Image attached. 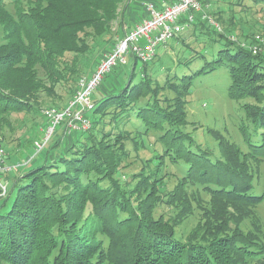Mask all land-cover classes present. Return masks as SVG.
I'll return each mask as SVG.
<instances>
[{"label":"trees","instance_id":"16d2710c","mask_svg":"<svg viewBox=\"0 0 264 264\" xmlns=\"http://www.w3.org/2000/svg\"><path fill=\"white\" fill-rule=\"evenodd\" d=\"M129 1L0 0V135L13 128L14 116L38 113L48 102L65 106L98 54L115 44L113 22ZM228 3L215 14L224 31L197 13L174 37V59L156 68L159 52L148 62L133 56L126 80L94 94L89 129H59L38 155L31 152L28 165L0 179L8 182L0 194V264H264L257 212L264 201L257 181L264 164V53L228 37L237 33L235 12L264 0ZM207 51H215L213 60L186 72ZM222 64L229 96L244 100L240 131L248 148L208 128L219 139L215 155L186 128L187 97L194 78ZM38 125L42 133L44 116ZM36 130L31 135L40 137ZM129 160L140 164L124 179ZM167 168L178 171L173 187ZM196 210L191 232L178 233L176 225Z\"/></svg>","mask_w":264,"mask_h":264},{"label":"rangeland","instance_id":"374dc122","mask_svg":"<svg viewBox=\"0 0 264 264\" xmlns=\"http://www.w3.org/2000/svg\"><path fill=\"white\" fill-rule=\"evenodd\" d=\"M21 1H23L24 6H28L31 0ZM9 6L10 9L13 10L14 5L10 3ZM220 6H227L228 8L232 7L228 3V0H215L213 3H211L208 12L215 15ZM252 9V11H249L246 14L235 12V20L238 22L236 24L237 33H230L228 37L229 39H235L234 41H237L241 45L250 48L254 53L261 52L263 54L264 40L261 41V39H258L257 35H260L264 38V5L262 4L259 6H252ZM225 16L227 17L228 15ZM119 20H121V18L113 22V29L117 31V33L122 28V25L121 27L118 26ZM126 25L128 24H123V30H125ZM222 31L224 30L222 29ZM199 32L200 31L198 30L195 33ZM187 33L188 34H186V36L191 35L192 30ZM117 36L119 37L120 35H116V38ZM201 37L206 38L207 36L202 35ZM173 41L174 38L171 39L166 45H161L159 47V55H157V60L155 61L156 68H159L165 63H169L177 56L178 53L177 50L174 49L175 43ZM180 46H182V43ZM100 56L101 53L100 55L98 54L96 61H99ZM214 56L215 51H207L206 59L198 58L190 68L186 67V72L191 73L192 71L200 68L207 60H213ZM133 60V56L128 54L127 63L115 65L113 69L106 75L98 89L105 86L109 82H112L118 77L126 80L129 76V73L131 72ZM140 67L141 62L139 61L136 67L137 79L140 76ZM178 69L183 68L178 67ZM91 71L92 69H90V71H86V73L88 74ZM229 84L230 76L228 73V67L225 64H222L219 65L214 71L203 73L200 76L194 78L190 94L187 97L188 119L191 123L188 124L186 128L192 132L195 139L199 143H201L204 147L209 148L215 155H221L219 139L211 131L209 132L208 128L219 129L227 138L233 142H236L243 150H247L248 148L247 142L240 131V124L244 118V111L242 108L244 100H237L229 96ZM98 89L94 91V94H96ZM48 103L44 104L38 113H26L20 114L19 116H14L12 125L13 128L6 129L4 132L5 136L2 134L0 135V139H2L0 149H4L7 153L5 158L7 164H14L18 162V160L24 158L27 159V157H30V155L34 152L33 142H30V138H32V141H34V139H36L38 136L33 137L31 132L32 130L37 129L35 134L40 133V135H42L40 128L42 125H38V123L42 121V109L46 106H55L52 105V103ZM130 161L131 160L126 161L128 168L126 167V169L121 172L123 175L122 178L124 179H127L125 171L134 169L140 164L137 161L130 164L128 163ZM165 171L167 178L169 179V186L173 187L179 176L178 171L175 170L176 173H173L174 170L170 169L169 171L168 168ZM10 176H13V174L9 175V173H1L0 179L9 180ZM257 181H259L260 187L264 189V164L261 167L259 176H257ZM7 184L8 182H5L4 185ZM257 212L264 224V201L258 205ZM198 217L199 213L197 210L192 215L187 216L180 224L176 225V230L178 233L182 235L189 234L196 225Z\"/></svg>","mask_w":264,"mask_h":264},{"label":"built area","instance_id":"2783aa9c","mask_svg":"<svg viewBox=\"0 0 264 264\" xmlns=\"http://www.w3.org/2000/svg\"><path fill=\"white\" fill-rule=\"evenodd\" d=\"M214 1L164 0L159 4L153 0L143 2L148 10V16L133 26H125V34L117 36L115 44L101 54L95 68L79 78L77 88L65 106H46L42 109L46 125L42 129V135L34 140L33 156L46 148L58 129L64 128L65 133L69 134L85 131L91 127L92 119L89 113L95 105L94 91L115 65L127 63L128 54L136 56L143 62L153 60L159 47L166 45L187 29L196 20L197 13H200L202 20L211 27L222 31L223 27L215 15L208 12ZM257 38L264 40L260 35H257ZM6 155V151L0 149V173L19 171L21 167L28 165L32 158L7 164ZM0 187L2 189L0 194L5 195L6 185L0 182Z\"/></svg>","mask_w":264,"mask_h":264},{"label":"crops","instance_id":"0c3cea01","mask_svg":"<svg viewBox=\"0 0 264 264\" xmlns=\"http://www.w3.org/2000/svg\"><path fill=\"white\" fill-rule=\"evenodd\" d=\"M145 1L147 0H130L126 8L122 10L121 15L119 17L121 18V20H119V24H118L119 27H121L122 25V28L118 32L120 36H123L125 34V30H123V24H128L130 27L148 16V10L145 8V5L143 4V2ZM157 1H158L157 3L159 4L164 0H157ZM112 82H109L104 87H100L96 92V96H98L104 90L113 89L114 85Z\"/></svg>","mask_w":264,"mask_h":264}]
</instances>
